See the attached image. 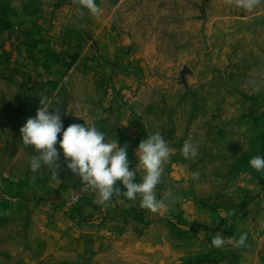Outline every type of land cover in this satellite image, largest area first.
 <instances>
[{
    "label": "rangeland",
    "instance_id": "obj_1",
    "mask_svg": "<svg viewBox=\"0 0 264 264\" xmlns=\"http://www.w3.org/2000/svg\"><path fill=\"white\" fill-rule=\"evenodd\" d=\"M98 2L101 21L89 27L96 38L63 40L57 56L32 53L62 67L42 78L68 80L64 128L94 125L107 142L127 144L130 170L139 143L157 131L175 155L157 186L158 199L172 189L166 210L139 212L114 196L80 217L115 241L111 254L86 264H264V172L249 164L264 157V0L252 11L234 0ZM10 62L0 57V75L12 73ZM186 140L196 158L181 154ZM239 229L247 240L235 248L229 238ZM217 232L222 248L211 243Z\"/></svg>",
    "mask_w": 264,
    "mask_h": 264
},
{
    "label": "crops",
    "instance_id": "obj_2",
    "mask_svg": "<svg viewBox=\"0 0 264 264\" xmlns=\"http://www.w3.org/2000/svg\"><path fill=\"white\" fill-rule=\"evenodd\" d=\"M80 10L73 0H0V57L11 59L5 70L12 72L0 75V104L12 103L0 106V264H86L112 253V236L80 222L81 216L93 215L97 194L83 191L79 178L67 169L59 144L63 171L55 178L43 166L30 170L29 159L36 153L21 141L20 128L36 115L42 95L49 98L50 112L59 110L62 118L69 113L60 105L72 99L69 93L64 96L68 80L40 74H56L62 67L31 58L32 53L57 56L69 40L81 43L84 34L96 38L89 27L101 18L81 15ZM4 48L14 51L6 53ZM72 197L77 200L71 202ZM137 204L134 208L143 212ZM104 228L120 231L108 223Z\"/></svg>",
    "mask_w": 264,
    "mask_h": 264
},
{
    "label": "clouds",
    "instance_id": "obj_3",
    "mask_svg": "<svg viewBox=\"0 0 264 264\" xmlns=\"http://www.w3.org/2000/svg\"><path fill=\"white\" fill-rule=\"evenodd\" d=\"M232 3L233 0H228ZM236 6L252 11L261 0H234ZM83 10L87 9L93 16L101 15V8L95 0H73ZM40 107L34 117L27 119L20 128L22 146L34 149L35 155L29 159L32 172L46 167L51 176L58 178L63 171L60 164L62 150L67 169L79 178L83 191L97 194L94 201L97 205L107 206L112 198L125 197L130 202L138 201V208L151 213L166 210V198L172 197V189H168L165 198H157V186L162 183L164 165L168 163L175 152L160 131L142 140L136 150L138 163L134 170L129 169L128 145L120 146L117 140L107 142L105 133L96 126L85 124H71L64 128L59 110L50 112L49 98L42 95L39 99ZM62 138L58 140V135ZM184 158H196L199 155L198 147L186 140L180 149ZM250 166L257 172H264V157L256 155L249 161ZM141 173L137 182V174ZM199 172L192 174L193 179H199ZM33 179H35L33 177ZM118 185H123L122 190ZM139 198V199H138ZM178 199V198H177ZM229 212V215H233ZM247 233L239 237L229 238L235 248L245 246ZM212 246L222 248L226 241L223 235L217 232L212 238Z\"/></svg>",
    "mask_w": 264,
    "mask_h": 264
},
{
    "label": "built area",
    "instance_id": "obj_4",
    "mask_svg": "<svg viewBox=\"0 0 264 264\" xmlns=\"http://www.w3.org/2000/svg\"><path fill=\"white\" fill-rule=\"evenodd\" d=\"M76 200H77L76 197H72V198H70V201H71V202L76 201Z\"/></svg>",
    "mask_w": 264,
    "mask_h": 264
}]
</instances>
